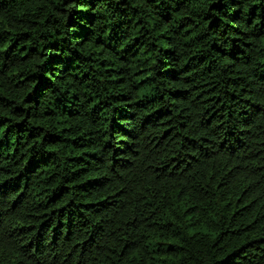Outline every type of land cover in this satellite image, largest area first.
<instances>
[{"label": "trees", "instance_id": "16d2710c", "mask_svg": "<svg viewBox=\"0 0 264 264\" xmlns=\"http://www.w3.org/2000/svg\"><path fill=\"white\" fill-rule=\"evenodd\" d=\"M0 264H264V0H0Z\"/></svg>", "mask_w": 264, "mask_h": 264}]
</instances>
